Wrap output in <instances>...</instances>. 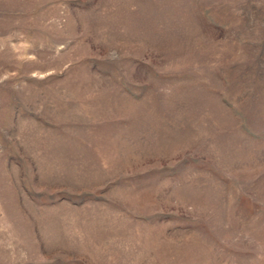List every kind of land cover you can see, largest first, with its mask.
Returning a JSON list of instances; mask_svg holds the SVG:
<instances>
[{"label": "rangeland", "instance_id": "rangeland-1", "mask_svg": "<svg viewBox=\"0 0 264 264\" xmlns=\"http://www.w3.org/2000/svg\"><path fill=\"white\" fill-rule=\"evenodd\" d=\"M0 264H264V0H0Z\"/></svg>", "mask_w": 264, "mask_h": 264}]
</instances>
